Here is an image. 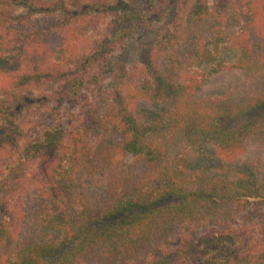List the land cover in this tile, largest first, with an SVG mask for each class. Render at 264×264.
Returning <instances> with one entry per match:
<instances>
[{"label": "trees", "instance_id": "obj_1", "mask_svg": "<svg viewBox=\"0 0 264 264\" xmlns=\"http://www.w3.org/2000/svg\"><path fill=\"white\" fill-rule=\"evenodd\" d=\"M118 1L0 0V264H264V0H175L138 61Z\"/></svg>", "mask_w": 264, "mask_h": 264}, {"label": "rangeland", "instance_id": "obj_2", "mask_svg": "<svg viewBox=\"0 0 264 264\" xmlns=\"http://www.w3.org/2000/svg\"><path fill=\"white\" fill-rule=\"evenodd\" d=\"M175 0H119L118 6L115 8L120 10H130L138 16L133 21L135 26V32L133 36H129L121 43L116 45L114 57L121 55L125 50L129 51L132 56V61L142 60L148 58V55L153 50L157 38L164 33V31L170 28L169 16L167 12L171 13V3ZM74 9H77L75 7ZM24 9H18L17 14H26ZM111 19V18H110ZM107 21H102L104 27H107ZM236 53L229 50H223V60L228 65H233L236 60ZM104 77L100 80H95L91 84L87 85V91H84V98L86 103L90 100L89 95L96 92H101L104 89H111L112 77L105 72ZM245 84L243 75L234 68H228L223 72L210 76L206 79L205 85L198 93L199 98H208L212 96L226 95L231 91L241 88ZM84 104L79 101L67 110V115L72 118L74 112L79 113L82 111ZM81 109V110H80ZM70 113V114H69ZM102 180V179H100ZM90 182L96 183L97 180H90ZM205 231L201 230L200 235H203Z\"/></svg>", "mask_w": 264, "mask_h": 264}]
</instances>
